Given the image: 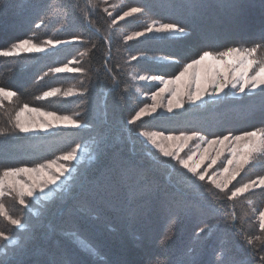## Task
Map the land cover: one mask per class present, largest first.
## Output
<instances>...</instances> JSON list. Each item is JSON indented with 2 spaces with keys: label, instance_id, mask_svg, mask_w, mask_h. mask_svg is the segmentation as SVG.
Here are the masks:
<instances>
[{
  "label": "trees",
  "instance_id": "obj_1",
  "mask_svg": "<svg viewBox=\"0 0 264 264\" xmlns=\"http://www.w3.org/2000/svg\"><path fill=\"white\" fill-rule=\"evenodd\" d=\"M109 2L141 7L137 22L174 23L184 34L125 49L119 40L125 27L111 24ZM24 39L40 46L48 40L66 43L44 53L0 57V87L16 93L0 100V170L35 167L81 145L89 153L49 200L30 198L25 208L14 196L4 198L24 227L0 218V231L17 239L13 245L0 240V264H262L264 242L252 247L244 237L264 239L253 212L264 207V189L228 201L136 134L197 132L215 139L264 131V94L226 93L185 104L172 116L130 124L144 101L136 99L138 87L130 75L139 68L133 63L125 68L122 55L167 59L138 64L170 78L204 50L264 42V0H91V5L89 0H0V50ZM64 66L82 71H52ZM52 89L60 92L37 99ZM69 91L73 94L65 95ZM24 105L67 115L81 127L21 133L14 123ZM259 176H264V155L255 157L232 187ZM166 234L170 239L161 243Z\"/></svg>",
  "mask_w": 264,
  "mask_h": 264
},
{
  "label": "snow or ice",
  "instance_id": "obj_2",
  "mask_svg": "<svg viewBox=\"0 0 264 264\" xmlns=\"http://www.w3.org/2000/svg\"><path fill=\"white\" fill-rule=\"evenodd\" d=\"M91 5V0H89ZM94 7V5H93ZM106 11V9H105ZM144 10L141 7H130L124 11L119 17L124 20L134 14H143ZM111 15V14H109ZM113 23H116L113 20ZM148 32L155 31L157 33H180L183 34L185 29L174 23H159L152 21L148 27ZM145 33L143 31H136L126 36V40H133L141 37ZM75 39H79L76 37ZM46 45L53 47L65 41L48 40L44 42ZM19 50L27 52H43V46L33 43L29 39H24L12 46L10 50H0V57H10L19 54ZM135 60L136 57L132 56ZM56 73L82 71V69H73L67 66L56 67L52 69ZM140 80L158 81L162 87L159 91L154 92L151 96L152 104L145 105L128 121L134 124L140 120L142 116L151 115L159 107H164L167 112L171 113L174 108L180 109L184 106V98L187 97L189 103L195 104L204 95L210 97H219L224 89L231 86L238 93H244L247 89L250 92L260 90L264 94V42L255 43L252 46H233L222 51L204 50L199 54L198 58L191 60L183 65L178 75L174 78L165 79L160 75L140 76ZM59 89H52L46 91L37 99H45L50 96H55L59 93ZM71 91L66 92L65 95H72ZM166 94V95H165ZM16 93L0 87V100L7 98L11 99ZM166 100V104L164 101ZM24 112H31L36 117H44L47 123L41 122L37 119L34 124L26 125L21 122V116ZM58 124L71 125L72 127H81L80 123L67 115H57L51 111H43L38 107H29L24 105L15 114L14 128L21 133H29L37 130L47 131L49 127H56ZM4 134L0 130V135ZM156 147L164 157H170L175 160L182 168L186 169L196 180L211 184L219 192L224 193V198L228 201H236L239 197H247L246 193L253 191L255 188L264 189V176H259L254 180L241 183L238 186H233L229 189V185L240 174L241 170L250 163L254 158L255 153L264 154V131H250L243 135H223L215 139H208L201 136L197 132L191 134L180 133L179 135H167L163 133H140ZM158 141H160L158 143ZM168 142L165 144L164 142ZM192 141H203L204 146L197 151H190L185 157L180 155L185 148L189 146ZM79 147V146H78ZM199 148V144L197 145ZM225 150L229 153L224 157V162L221 163L220 168L209 175L208 169H211L217 164V161L224 155ZM198 157V159H197ZM77 158L76 151L68 152L57 158L59 161H72ZM57 160H50L46 163H40L35 167H14L4 168L0 170V218H3L11 226L16 229L24 227L21 218L13 216L7 209L4 202L6 196H14L15 200L23 207H30V198H34L35 192L39 189L44 192L48 185H56L60 177L66 173H70L71 169L58 163ZM208 161L207 167L204 171H200L205 161ZM54 169L55 171H50ZM56 173H59L57 175ZM206 176L208 177L205 181ZM212 195L219 199L216 193ZM251 206L252 201L248 199ZM255 219L258 221V229L260 233L264 234V208L254 209ZM232 220L236 217L233 215ZM209 227L205 225L198 229L197 234L205 232ZM12 237L9 233L0 231V240L9 241ZM170 239L169 235H165L161 243ZM245 243L249 246L255 247V242H264L261 235L254 237L245 236ZM260 261L264 264V256L260 257Z\"/></svg>",
  "mask_w": 264,
  "mask_h": 264
},
{
  "label": "rangeland",
  "instance_id": "obj_3",
  "mask_svg": "<svg viewBox=\"0 0 264 264\" xmlns=\"http://www.w3.org/2000/svg\"><path fill=\"white\" fill-rule=\"evenodd\" d=\"M106 5L107 6L105 9L107 10V15L110 17L111 24L116 25L117 23H121L125 27V28H122L119 30V40H120L121 46H123L125 49L126 48L129 49L130 45L140 44L142 40H143L142 42H147L148 39H155V38H161V37H177V36H182L184 34V33L183 34H180V33H157L155 31L148 32L147 27L150 23L148 25H144L141 22H137V20L139 18V14H134L130 17H126L124 20H120L119 17L123 14L124 11L128 10L129 8H126V7L119 8V6L116 3H112V2H109ZM109 14H111V15H109ZM113 20H115L116 23H113ZM136 31H143L145 34L141 37L134 38L133 40H130V41L126 40L127 35H130ZM61 44H58L55 47H53L52 45H46L45 44V45H42L45 48V51H43V52H32V53H44L46 51L52 50V49L60 46ZM22 52H27V51L19 50V54ZM132 56H134V55L123 53L122 58H123V62L126 65L125 68L130 69L131 63H133L134 68H139L138 72L131 73L130 75H131V79L135 82V84L138 87L137 93L135 95L136 99H138V100L140 99V100L144 101V104L141 107V108H143V107H145V105H151L152 104L151 96L153 95L154 92L159 91V87H162V85H160L158 81H153L150 79L149 80H140L139 79L140 76L151 77V76H153V74H151L148 69H142L138 64V61H140V60H153V61L166 62L167 59H164V58L152 59V58L144 56V55H135L136 59L133 60V59H131ZM135 66H137V67H135ZM142 70H147V71L144 72ZM176 75H178V73ZM174 76L170 77V78H165V79H171V78H174ZM144 86H148V88H147L148 90H146L144 88ZM258 90L259 89H257L256 91H258ZM226 93H229L232 96L237 97V96H240L244 93H254V92H250L246 89L244 93H238L235 89H233V88H231V86H229V87L224 89V92L221 93V95L219 97H210L209 95L205 94L203 99H201L200 101H198L195 104L189 103L187 100V97H185L184 98V105L185 104H187L188 106L197 105V104H200L206 100H214V99L216 100L218 98H221ZM4 99L10 100L7 98H4ZM164 103L166 104V100L164 101ZM139 110H137V112ZM179 110H181V108L180 109L174 108L173 111L171 113H169L166 111V109L164 107H159L151 115L142 116L140 120H142L144 118L172 116L175 112H177ZM37 119L41 122L47 123V121L45 120L44 117H36V115L34 113H31V112H24V114L21 116V122L26 124V125L34 124L37 121ZM57 128H76V127H72L71 125L58 124L56 127H49L47 131L37 130V131L24 133V134H31V135L40 134V133L44 134V133H49V132H51ZM142 132L150 134V133H154V131H141V132H138L136 135L140 140H142L145 143V145L147 147L159 152V150L151 144V142L146 138V136H143L140 134ZM164 135L167 136V135H179V134H164ZM241 135H243V134H241ZM159 142L160 141H158V143ZM164 143L167 144L168 142L165 141ZM198 144H199V148L197 147ZM203 146H204L203 141H199V142L198 141H192L189 143V146L187 148H185L183 152L180 153V155L182 157L186 158V155L189 154L190 151H197L198 152L200 150V148H202ZM73 151H76V153H77V158L75 160H72V161H59V160H57L58 163H62L64 165L68 166L71 169L70 173H66L64 176L60 177V180L57 181L56 185H48V187L45 188L44 192H40L39 189H37L35 192L34 198H31V199H33L35 201H39V203H41V202L49 200L50 198H52V196H54L57 192H60L64 188L66 183L75 174L78 165H80L84 161V159L87 157V155L89 153V148L86 145H81V146L75 148ZM228 155H229V153L227 152V150H225L224 155L220 157V159L217 161V164L214 165L211 169H208L209 175L212 174L213 172L217 171L220 168L221 163L224 162V157L228 156ZM263 155L264 154H262V153H255L254 158L250 161V163L245 165V167H247L249 164H251L254 161L255 157L263 156ZM166 158H169L170 160L176 162L175 160L171 159L170 157H166ZM197 159H198V157H197ZM207 164H208V161L206 160L204 162V165L201 167L200 171H204V169L207 167ZM244 168H243V170H244ZM243 170H241V172ZM50 171H55V170L52 169ZM241 172H240V174H241ZM56 174L59 175V173H56ZM207 179H208V177L206 176L205 181H207ZM252 180H254V179H252ZM233 182H234V180L229 185V189L232 188ZM256 189H259V188H255L254 190H256ZM254 217H255V214H254ZM16 240L17 239H11V240H9L10 241L9 243L13 245L14 243H16Z\"/></svg>",
  "mask_w": 264,
  "mask_h": 264
}]
</instances>
